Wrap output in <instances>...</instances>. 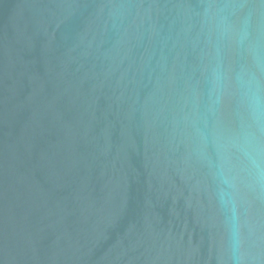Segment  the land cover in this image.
Wrapping results in <instances>:
<instances>
[{"label":"water","instance_id":"obj_1","mask_svg":"<svg viewBox=\"0 0 264 264\" xmlns=\"http://www.w3.org/2000/svg\"><path fill=\"white\" fill-rule=\"evenodd\" d=\"M264 0H0V264H264Z\"/></svg>","mask_w":264,"mask_h":264},{"label":"clouds","instance_id":"obj_2","mask_svg":"<svg viewBox=\"0 0 264 264\" xmlns=\"http://www.w3.org/2000/svg\"><path fill=\"white\" fill-rule=\"evenodd\" d=\"M238 151L242 153V157L248 161L251 168L256 171L257 178L264 177V158L261 157L259 150L253 154L241 145H237Z\"/></svg>","mask_w":264,"mask_h":264}]
</instances>
